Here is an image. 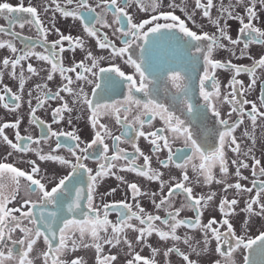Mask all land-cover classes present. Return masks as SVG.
Instances as JSON below:
<instances>
[{
	"label": "snow or ice",
	"instance_id": "1",
	"mask_svg": "<svg viewBox=\"0 0 264 264\" xmlns=\"http://www.w3.org/2000/svg\"><path fill=\"white\" fill-rule=\"evenodd\" d=\"M257 2L264 7V0H247V2L236 0V6L243 7L246 16L233 15L231 5L228 9L221 5V14L213 18L210 13L214 6L213 0H206V3L195 0V8L192 10L187 8L186 3L185 6H181L176 4L175 0H169L167 5H164L163 0H119V2L118 0H99L95 7L90 5L89 0H66V5L75 3V7L68 10L67 7H61L57 0H51V4H55L53 11L59 12L64 18L70 17L79 21L87 37L95 38L99 49L110 50L107 56H96L91 50L85 51L84 39L81 37L65 35L58 28H46L41 20V11L47 13L49 6L44 4L43 0H40L38 4L29 3L27 6L24 0H19L17 6L9 2H0V18L5 19L9 25L8 28L0 26V35L11 37L7 41L0 40V49L7 48L14 56L13 59L4 58L2 65L5 69L10 66L12 79L18 81V92H13L11 86L3 84L4 73L0 72V84H3L0 88V92L3 93L0 94V104L7 113L16 117L14 121L0 124V146L10 149L4 159L11 157L14 152L34 151L39 161L55 162L68 169L67 174L58 176L54 186L49 189L47 184L42 182L43 177L34 178L41 171L36 160L28 161L30 172L21 170L13 163L0 162V249H6V251H0V264H34V259L40 256L43 257L44 264H49V260L50 264H87L83 257H75L70 261L61 259L62 256L80 248L95 249V264H114L118 260V254L105 255L103 245L116 248L123 243L134 252L132 241L126 234L127 229L138 234L135 238L137 242L144 241L153 234L162 243L171 241L166 249L148 244L152 258H145L135 253L132 259L127 260V264H158L156 257L160 255L166 259L167 264H171L168 258L172 254L177 255L182 264H205L202 257H206L211 251L210 239L217 242L215 252L220 257L229 258L227 264H235L231 256L239 249H244L247 253L243 255V264H264V231L255 238L237 235L233 223L228 218L234 213L233 206L239 201L235 198L229 200L225 196L218 205V210L224 218L222 221H217L209 209V203L216 194L213 192L208 195H194V188L189 186L190 177L186 171L191 161L198 157L201 161L199 166L191 164V167L197 173V177L203 176L205 184L215 180L216 183L225 185V192L235 188L237 192L251 193L253 188L257 187L255 180L252 182V187L246 189L239 182L235 184L226 182L225 178L228 176L229 169L224 152L225 138L231 137L230 143L236 145L232 150L239 153L240 145L232 133L243 123V120L239 119L235 124L230 125L228 119L222 118L221 108L212 102L213 97L217 99L221 97L220 83L215 78L216 70H227L234 75L230 83L231 99L224 96L220 100L221 104L231 105V110L226 115L229 117L233 113H238L240 117L247 115L253 128L256 127L257 118L264 117V112L259 110L255 102L237 98L243 96L244 91L243 81L237 80L236 77L247 74L251 77L249 88H252L257 83V70L264 69V53L259 58H255L250 53L245 55L244 51L248 50L250 45L264 46V30L253 23L257 18ZM134 5H139L141 11L153 14L148 19L134 21V13L130 14L128 11ZM164 7L172 11H164ZM97 8L102 11L97 12ZM177 8L185 14L193 26L200 27V34L192 30L184 19L174 14ZM197 9L202 10L203 18L217 29L216 33L209 34L203 31V25H198L195 19ZM225 12L226 15H224ZM107 13L113 16V24L118 25L113 34H120L122 46L118 47L106 33L100 31V28L113 27V24L108 23L106 19ZM222 19L223 24H221ZM228 19L239 21L240 27L235 39L228 33L230 27L227 23ZM17 24L21 29L26 24L36 28L39 34L36 46L42 47L43 52L35 51L32 44L26 45L23 49L17 48L13 40L18 34L12 30ZM49 31H54L58 39L49 41ZM225 40L227 44L223 42ZM241 44L243 50L238 58L253 60L252 66L236 65L231 59L222 61L215 58L214 54L218 51L229 52L231 56H235V48ZM77 48L85 51V59L89 63H85V60L77 62L73 59L70 66H65L63 54L66 51L75 52ZM32 57L50 66L45 76L41 75L45 71L44 68L38 70L31 63L27 64L29 75H25L22 62ZM116 58L131 65L138 74V79L133 75H126L120 66L112 63ZM105 60L109 62L108 67L101 66ZM18 67L20 72L17 76ZM57 72L63 83L53 92L49 89L47 82L53 81ZM70 74H75V78ZM32 76L40 77L43 81L36 83L35 88L27 92L29 123L40 129V135L35 138L29 133L21 134L20 132L24 115L22 109L25 102V84ZM89 76L92 79H89ZM97 78L103 83L96 82ZM78 81L93 85L91 94L78 84L73 87ZM208 82L213 92L208 90ZM236 84H240L241 89L238 90L235 87ZM125 87L126 97L123 100L114 99L116 95H124ZM33 92L36 93L35 96ZM61 93L71 97V106ZM33 99L36 100L35 106L32 103ZM49 100L61 102L60 106L52 111L53 123L63 121L65 119L63 114L67 113L69 114L67 122L71 124V113L78 108L90 112L91 127L95 130L91 141L83 142L75 129L68 132L54 131L52 124L46 123L38 116V110L42 109ZM249 103H251V109L246 113L244 106ZM259 104L264 106V92L259 97ZM134 110L136 115L130 121L129 114ZM209 112L214 118L211 129L207 124L210 119ZM101 114L114 116L115 123L124 131L118 135L114 134L107 124L100 123L97 119ZM157 116L164 122V127L145 132L144 126L151 125ZM217 125L220 127L218 128ZM133 127H135V139L131 140V144L134 152L129 153L120 145L124 142V138L130 135ZM6 129L14 130L15 142L5 134ZM169 132L171 138L166 134ZM243 135L251 139L255 145L256 137L253 134L245 131ZM53 137L55 147L45 154L39 145L42 141L47 142ZM61 137L65 138L64 142L61 141ZM140 137L146 140L152 138L150 143L153 153L167 150L166 159L159 160V169L152 167L151 156L146 155L137 145L136 139ZM108 140L111 141V146L106 142ZM178 140L182 141V147H177L174 151L173 145ZM33 144L38 147L33 149ZM60 149H66L74 158V162L63 155L53 154ZM90 150H96V154L103 161L99 163L95 174L93 169L85 163L94 158V153ZM251 151V148L248 149L244 155H249ZM139 157L143 158L142 165L137 164ZM253 159L255 165L261 164L259 159L254 157ZM119 161L125 163L119 164L117 163ZM217 163L223 176L221 179H215L212 173V167ZM232 163L238 164L235 173L237 177L241 175L240 167H249L243 161L238 163L233 160ZM170 166L182 170V179L177 180L171 174L168 181L163 179L165 173L161 169H170ZM113 169L135 173L149 182H157L158 191L142 189L137 182L127 181L123 176L113 172ZM255 175L256 171L253 168V176ZM259 175L264 177V167L260 168ZM108 176H115L121 185L130 190L131 198L137 201L134 206L127 200L94 206L97 185L100 180ZM21 178L28 182L23 186L25 192L23 203L20 207H8L16 200L17 193L21 190ZM241 178L246 179V177ZM173 181L176 182L173 183ZM196 182H200L198 178ZM166 187L167 192L164 191ZM116 191L117 189L113 188L100 195L101 197L112 195ZM261 193H264V180L259 182L256 196L244 209L249 215H264V203L260 202ZM128 194L129 192L125 191V196ZM177 196L184 197V203L179 208L174 205V198ZM141 197L147 198L156 210H163L166 215L161 217L147 212L138 200ZM85 200L86 211L83 207ZM254 205H259L258 213H254ZM185 209L191 210L195 214L194 217L182 218L181 212ZM205 209L210 212L207 223L203 222ZM78 212L84 217L83 219L75 218ZM15 213L20 215L17 216ZM112 213L117 215L115 223L109 219ZM133 220L138 221L139 226L130 223ZM25 222L31 226H26ZM225 226L226 231L222 232L220 229ZM181 228L191 231L199 230L202 233L204 247L201 248L200 241H195L193 236L178 234ZM261 228L264 229V225H261ZM17 230L23 233L22 239L13 238L12 234ZM101 233H104V236H101ZM86 236L91 237V243L85 241ZM41 238L47 245V251L33 258L30 254L33 253L34 246ZM180 244H183L187 251L182 250ZM17 246L22 250L17 251ZM224 247L227 251L222 250ZM212 264H224V262L215 260Z\"/></svg>",
	"mask_w": 264,
	"mask_h": 264
},
{
	"label": "flooded vegetation",
	"instance_id": "2",
	"mask_svg": "<svg viewBox=\"0 0 264 264\" xmlns=\"http://www.w3.org/2000/svg\"><path fill=\"white\" fill-rule=\"evenodd\" d=\"M0 2H9L13 4L14 6H17L19 3V0H0ZM40 0H24L25 6H27L29 3L32 4H38ZM99 2V0H89V3L91 6L95 7L96 4ZM119 2V0H118ZM176 4L181 5V6H186L189 10H192L195 8V0H175ZM202 3H206V0H201ZM247 2V0H246ZM43 3L49 6V11L47 13H43L41 11V20L43 22V25L46 28L53 29V28H58L60 32L64 33L65 35L71 34L73 37H81L84 39L85 43V51L91 50L94 55L96 56H107L108 52L110 50L105 49L101 50L97 47L96 45V40L95 38L92 37H87V34L83 31L82 25L80 24L79 21L73 20L72 18H64L60 15L59 12H54L53 10L55 9V4H51V0H43ZM57 3L61 5V7H67L68 10H72L75 7V3L73 5H66V0H57ZM164 5H167L169 3V0H163ZM213 8L210 10L211 16L213 18H216L218 15L221 14L220 9L221 5L224 6L225 9H228L229 6L231 5L233 15H238V14H243L247 15L245 12V9L243 7L236 6V0H213ZM39 10V9H38ZM164 11H172V9H169L167 7L163 8ZM102 9L97 8V12H101ZM130 14L134 13V21H140L143 19H148L150 16L153 14L151 12H144L141 11L139 8V5H134L132 8L128 9ZM257 18L253 21L254 25L257 27H260L262 30H264V7L259 5L257 2ZM86 14V13H85ZM174 14L179 16L181 19H184L185 22L188 24V26L194 30L197 31L198 34L201 33V29L198 26H193L190 21L187 20V17L183 12L177 8L174 11ZM227 13L225 12L224 15ZM106 19L108 23L113 24V16L111 13L106 14ZM195 19L198 23V25H203V31L208 32L209 34L216 33L217 29L211 25L209 21H207L205 18L202 16V10L197 9L195 10ZM162 22V21H161ZM247 22V20H246ZM224 23V20H221V24ZM228 25H230L228 29L229 35L232 36V38H237L238 35V28L240 27L239 21L235 19H228L227 20ZM0 26H4L5 28H8V22L0 18ZM98 28H100L99 25H97ZM118 27V25L113 24V27L111 28H100V31L103 33H106L108 35V38L113 41L118 47L122 46L120 44V34L114 33V29ZM17 34V38L13 40V42L16 44L18 49H23L26 47L28 44H32L33 48L37 52H43L44 49L42 47H38L37 45V40H38V33L36 31V28L32 25L26 24L23 29L19 27V25H15L13 29ZM24 37H29V40H24ZM11 39L9 36H2L0 35V40L7 41ZM58 39V35L54 31H49L48 34V40L49 41H54ZM224 43L227 44V41H223ZM67 44V42H65ZM243 50V45H239L235 48L236 55L231 56L229 52H224V51H218L215 53V58L219 60H227L231 59L233 63L236 65H241V66H252L253 60L251 59H240L239 54ZM85 51H81L79 48L76 49L75 52H65L63 56L65 57V66H70L72 64V60L74 61H80V60H85V63H89L85 59ZM245 55H248L249 53L251 56L255 58H259L262 53H264V46L260 45H250L248 50H244ZM4 58H9L13 59L14 56L8 50L7 48L0 49V72H3V84H7L12 87L13 92H18V81L13 80L10 73H11V68L9 66L8 69L3 68L2 61ZM31 63L33 64L34 67H36L38 70L41 68H44L45 71L42 72V76L46 75L47 69L50 68L49 65L46 64V62L39 61L35 57L30 58L27 61L22 62L23 67L25 69V75L28 76L29 74L27 73V64ZM112 63L118 65L121 67V70L125 72L126 75H133L138 79V74L135 73L134 68L131 65H127L124 63L122 59H113ZM101 66L103 67H108L109 62L107 60L103 61ZM17 76L19 75L20 68H17ZM79 71V69H78ZM73 75V78H75V74H70ZM234 75V73H231L227 70H216V75L215 78L219 80L220 83V94L221 97L219 99L213 97V103L217 104L218 107L221 108L222 112V118L228 119L229 124L233 125L236 123L237 120L242 119L243 123H241L236 130L232 133L233 136H235L237 143L240 145V152H234L232 149L236 147V145H233L230 143L231 137H226L225 138V159L228 164V176L225 178L227 183L235 184L236 182H239L245 189L252 187V182L253 180L257 181V187L253 188L251 193H248L246 191L243 192H237L235 188L228 189L227 192L224 191V184H218L215 182H211L210 184H205L203 182V176L197 177V173L193 171L191 164H195L199 166L201 163L200 159L194 158L191 161V164L188 166L186 169L187 174L190 177V185L193 186L194 188V195L199 196V195H208L211 193H215V198L209 203V209H211V215H214L217 221H222L224 218L222 214L218 210V205L222 201V199L227 196L229 200L235 198L239 201V203L234 207V213L229 216L228 218L230 219V222L233 223L234 229L237 233V235H246L251 238H255L257 235L260 234L261 231H264V229L261 228V225H264V215H249L244 209L246 208L247 203L256 196V193L259 189V182L264 180V177H261L259 175V170L261 167H264V117H258L257 118V124L256 127L253 128L251 121L248 119L247 115L244 117H240L238 113H233L230 117L227 116L226 114L231 110V105L228 103H220V100L224 96H228L229 99H231V91L232 88L230 87L231 83V77ZM257 83L254 87L249 88V84L251 81V77H249L247 74H241L240 76L236 77L237 80L243 81V91L244 95L243 96H238V99H247L250 102H255L257 104V107L261 112H264V106H261L259 104V97L262 92H264V69H258L257 70ZM89 79H92L91 76H89ZM38 82H43L41 81L40 77L32 76L30 79L27 80L25 84V90H24V105H23V123L20 125V132L21 134L29 133L31 134L34 138L38 137L40 135V129L36 128L35 126H31L29 121H30V116L28 114V108H27V92L29 90H32L35 88V84ZM96 82L98 83H103L99 78L96 79ZM49 89H51L53 92H55L58 88V85L62 84V78L59 75V72H57L54 75L53 81L47 82ZM209 83V91L213 92L214 90L210 86ZM3 84H0V88L3 87ZM79 85L81 87H84V90L91 94L92 87L93 85H86L85 82L83 81H78L76 84L73 85V87H76V85ZM235 87L239 90L241 89L240 84H236ZM0 94H3L0 92ZM36 93L33 92V96H35ZM61 95L65 96V99H67L70 103L71 106V97L67 96L65 93H61ZM127 95V90L125 87L124 90V95H116L114 99L117 100H123ZM33 106L36 104V100L33 99L32 101ZM203 104V101H201ZM61 104L60 101L58 100H49L42 109L38 110L37 115L40 116L42 119L45 120L46 123L52 124V128L54 131H72L73 129L76 130L77 134L80 135L81 140L85 143L90 142L91 139L94 137V132L95 130L91 127V114L88 112L86 109H77L74 110L71 113V118H72V123L69 124L67 121L69 119V114L64 113L65 119L59 123H53L52 121V111L56 108L59 107ZM245 112L247 113L251 109V103L248 105L244 106ZM121 115H123V112H121ZM136 115V111L134 110L132 113L129 114V120L131 121L132 118ZM210 119L207 121L208 127L211 129L213 127V120L214 118L211 117V112H209ZM15 116L7 113L5 109H3L2 104H0V124L4 122H11L15 120ZM97 119L99 120L100 123L107 124L113 131L114 134H120V132L124 131V129H121L119 125L115 123V117L114 116H105V115H98ZM164 127V122L159 118V116L156 117L155 120L152 121L151 125H145L143 130L145 132L149 131H154L156 128H163ZM219 128L220 126L217 125ZM222 130V129H221ZM245 131H248L249 133L253 134L256 137V143L253 145L252 140L249 139L248 137H245L243 133ZM5 134L9 136L10 139L14 140V130L12 129H6ZM169 135L171 138V133H166ZM135 139V127H133L130 135L128 137L124 138V142L121 143L120 147L124 148L127 152L133 153L134 149L131 144V140ZM152 138H148L147 140L144 137H140L136 139L137 145L140 147V149L146 154L150 155L152 158V167L153 168H160L159 160L166 159L167 157V150H163L160 153H153L151 151L152 145L150 143V140ZM65 138L61 137V141L64 142ZM15 142V140H14ZM110 146H111V141L108 140L106 141ZM74 143V142H73ZM211 143V141H210ZM83 146V144H81ZM38 147L37 145L33 144L32 148L35 149ZM44 151L45 154L49 153L52 148L55 147V138H51L47 142H41V145H39ZM177 147H182V141H176L175 144L173 145V150L175 151V148ZM252 149L251 153L249 155H244L245 152L248 151V149ZM7 147L0 146V162H8V163H13L16 167L20 168L21 170H26L29 171L31 170L30 164L28 161L30 160H36L37 164L40 166V173L34 177V178H41L43 177L42 182L46 183L48 188L50 189L52 186H54V182H56L57 177L63 174H67L68 169L65 168V166L59 165L58 163L55 162H41L39 161L37 155L35 154L34 151L28 152V153H16L14 152L11 157H8L6 160L4 159L6 153L9 151ZM93 151L94 153V158L89 159L88 161H85V163L88 165V167L93 169V174H95L96 169L99 167V163H102L103 161L100 160L99 156L96 154V150H90ZM53 154H59L65 156V158L73 160L74 158L70 155V153L67 152L66 149H60L56 153ZM111 155V151L109 153ZM190 155V153H189ZM259 159L261 161L260 165H255L254 159ZM236 160L238 163L240 161H243L244 163H247L249 165L248 168H243L240 167V177H237L235 175L237 166L238 164H233L232 161ZM119 164H124V161H119L117 162ZM137 164L142 165L143 164V158L139 157L137 159ZM253 168H255L256 175L253 176ZM164 171V176L163 179L165 181H168L171 176H174L177 178V180L182 179V170L181 169H176L174 166H170V169H161ZM113 172H116L117 175L123 176L127 181H135L137 182L142 189H150L153 191H158V183L157 182H149L141 177H138L135 173H130L127 171L121 172L118 169H113ZM212 173L215 177V179H221L223 178L222 173L220 172V167L219 164H215L212 167ZM241 177H246V179H242ZM197 178L199 179V183L196 182ZM176 181H173L175 183ZM28 182L25 181L23 178H21V190L19 193H17L16 200L13 201L8 205V207H20L23 203V199L25 198V192H24V185H26ZM116 188L117 191L112 194V195H105L101 197L100 194L107 193L110 189ZM125 191H128L129 194L125 196ZM165 192H167V187L164 189ZM35 197H33L34 199ZM120 200H127L128 203L135 205L137 201L133 200L131 198L130 190L126 189L124 185H121V182L116 179L115 176H108L105 177L104 179L100 180V182L97 185L96 188V193H95V199H94V206H99L102 203H111L113 201H120ZM139 202L141 203V206L145 208V210L149 213H152L154 215H160L161 217H164L166 213L163 210H156L154 208V205L150 204L147 198H138ZM159 200V195L157 196V202ZM260 202L264 203V193H261L260 197ZM182 203H184V197L183 196H177L174 198V205L176 208L181 207ZM83 207L85 211L87 210V202L86 200L83 202ZM254 213H258L260 211L259 205H254L253 206ZM23 210V209H22ZM133 210L135 211V207H133ZM15 215L19 216L20 213H15ZM194 213L189 210L185 209L184 211L181 212V217L182 218H193ZM71 218V216H70ZM76 219H83L84 217L78 212L75 216ZM210 218V212L208 209L204 210V215H203V222L207 223ZM109 219L115 223L117 221V215L115 213L110 214ZM130 223L138 225V221H130ZM159 224V222H156ZM26 226H31L27 225V222H25ZM222 232L226 231V226L224 228L220 229ZM110 231V229H109ZM126 234L128 238L132 241V247L134 249V252L130 250L127 245L121 243L118 247L113 248L110 245H103L104 249V254L109 255V254H118V260L114 262V264H127V260L132 259V256L135 253H139L142 257L145 258H152L151 257V248L149 247H141V243L145 244H151L153 246H160L162 249H166L170 244L171 241L167 243H162L158 240V237L153 234L152 237L147 238L144 241L137 242L136 241V236L138 235L131 229L126 230ZM178 234L180 235H191L195 238V241H200V247L203 248V242H202V233L199 230L196 231H191L185 228H181L178 230ZM14 239H22L23 238V233H21L19 230H17L15 233L12 234ZM76 236H79V233H76ZM101 236H104V233H101ZM85 241L88 243H91V237L86 236ZM58 243V241H57ZM69 245L71 242H68ZM182 250L187 251V248L183 245H179ZM9 247H11V243L9 242ZM209 247L211 249L210 253L206 257H202V259L205 260V264H212V261L215 260H221L224 262V264H227L228 257H220L216 252L215 249L217 247V242L214 239H210L209 242ZM22 250L17 246V251ZM223 251H227V248L224 247L222 248ZM0 251H6V249H0ZM47 251V245L44 243L43 238H41L37 244L34 246V251L31 253V257L35 258L39 253ZM247 254L246 250L244 249H239L235 252L232 253L231 259L235 261V264H243V255ZM95 249L94 248H80L77 251L73 253H68L64 256L61 257V259H66L70 261L71 259L75 257H83L86 261L87 264H95L94 257H95ZM158 264H167L166 259L160 255L156 257ZM171 264H182V261L178 258L177 255L172 254L170 258ZM34 264H44L43 257L40 256V258H35L34 259ZM50 264V260H49Z\"/></svg>",
	"mask_w": 264,
	"mask_h": 264
},
{
	"label": "rangeland",
	"instance_id": "3",
	"mask_svg": "<svg viewBox=\"0 0 264 264\" xmlns=\"http://www.w3.org/2000/svg\"><path fill=\"white\" fill-rule=\"evenodd\" d=\"M147 245H148V244H145V245H144L143 243H141V247H148Z\"/></svg>",
	"mask_w": 264,
	"mask_h": 264
}]
</instances>
